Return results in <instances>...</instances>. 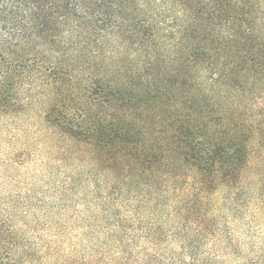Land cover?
Wrapping results in <instances>:
<instances>
[{"label": "trees", "instance_id": "trees-1", "mask_svg": "<svg viewBox=\"0 0 264 264\" xmlns=\"http://www.w3.org/2000/svg\"><path fill=\"white\" fill-rule=\"evenodd\" d=\"M22 87L46 100L50 144L89 166L68 180L95 176L105 214L123 201L133 245H178L133 263L264 264V0H0V112ZM251 205L262 231L243 244ZM142 215H177L194 240ZM210 215H232L221 240ZM7 222L0 264H15ZM205 239L231 260L201 258Z\"/></svg>", "mask_w": 264, "mask_h": 264}, {"label": "rangeland", "instance_id": "rangeland-1", "mask_svg": "<svg viewBox=\"0 0 264 264\" xmlns=\"http://www.w3.org/2000/svg\"><path fill=\"white\" fill-rule=\"evenodd\" d=\"M37 94L38 90L31 92L28 102L27 91L17 89L16 100L22 107L0 112V219L8 221L6 226L19 240L12 254L15 264H135L133 255L141 256L146 247L150 253H179L169 238L156 246L142 240L133 245V213L124 202L116 203L114 213L105 214L100 209L104 192L92 187L95 176L89 177L91 182L68 180L89 176V166L65 159L50 144L42 124L46 100L38 101ZM253 208L249 206L234 226L232 215H210L220 225L217 238L221 240L229 223L243 244L256 242L262 224L261 215L249 221ZM142 219L178 234L180 241L194 240L193 229L181 231L177 215H142ZM222 249L205 239L197 252L201 258L212 255L228 263L231 258Z\"/></svg>", "mask_w": 264, "mask_h": 264}]
</instances>
